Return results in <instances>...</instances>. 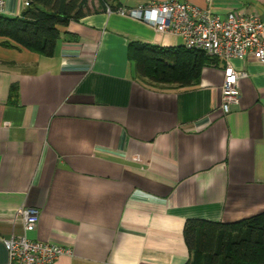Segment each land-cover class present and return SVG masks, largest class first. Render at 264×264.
<instances>
[{
  "label": "crops",
  "instance_id": "0c3cea01",
  "mask_svg": "<svg viewBox=\"0 0 264 264\" xmlns=\"http://www.w3.org/2000/svg\"><path fill=\"white\" fill-rule=\"evenodd\" d=\"M179 1L264 23V0ZM88 7L59 27L52 56L0 38V264L2 240L23 232V205L39 210L28 238L71 251L52 264H186L187 219L264 215V67L235 61L248 74L241 101L218 116L222 60L194 86H151L136 78L128 43L180 40L97 0ZM23 10L6 0L5 16Z\"/></svg>",
  "mask_w": 264,
  "mask_h": 264
},
{
  "label": "trees",
  "instance_id": "16d2710c",
  "mask_svg": "<svg viewBox=\"0 0 264 264\" xmlns=\"http://www.w3.org/2000/svg\"><path fill=\"white\" fill-rule=\"evenodd\" d=\"M90 0H30L19 16L0 15V38L5 47L23 48L52 56L59 27L89 12ZM102 10H116L115 0H97ZM128 60L136 78L161 89L199 83L202 68L217 58L184 46L128 43ZM188 248L186 264H264V215L235 222L187 219L183 228Z\"/></svg>",
  "mask_w": 264,
  "mask_h": 264
},
{
  "label": "built area",
  "instance_id": "2783aa9c",
  "mask_svg": "<svg viewBox=\"0 0 264 264\" xmlns=\"http://www.w3.org/2000/svg\"><path fill=\"white\" fill-rule=\"evenodd\" d=\"M23 9L30 0H20ZM6 0H0V15L5 16ZM106 11L111 10L107 7ZM123 17L151 26L163 37H175L187 49L203 51L224 63L221 102L216 115L225 116L241 101L240 81L247 72L235 61L252 56L264 67V23L258 13L229 11L224 17L210 13L192 3L179 0H146L132 8L118 7ZM23 232L2 240L8 264H52L61 255L69 254L68 247L27 237L36 229L38 208H20Z\"/></svg>",
  "mask_w": 264,
  "mask_h": 264
},
{
  "label": "rangeland",
  "instance_id": "374dc122",
  "mask_svg": "<svg viewBox=\"0 0 264 264\" xmlns=\"http://www.w3.org/2000/svg\"><path fill=\"white\" fill-rule=\"evenodd\" d=\"M94 8V6H92V9Z\"/></svg>",
  "mask_w": 264,
  "mask_h": 264
}]
</instances>
